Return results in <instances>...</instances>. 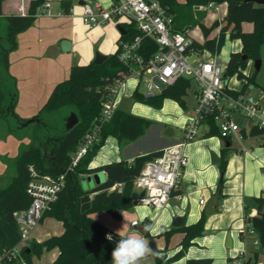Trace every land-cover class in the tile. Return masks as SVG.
Listing matches in <instances>:
<instances>
[{
    "label": "trees",
    "instance_id": "trees-1",
    "mask_svg": "<svg viewBox=\"0 0 264 264\" xmlns=\"http://www.w3.org/2000/svg\"><path fill=\"white\" fill-rule=\"evenodd\" d=\"M47 0H30L26 14H12L3 16V2L0 0V24L6 22L7 32L0 35V118L14 115L19 123L27 119L21 118L15 112L17 100L16 78L9 71V53L17 46V36L20 32L30 27L34 21L38 7ZM65 13H69L73 7V0H59ZM168 6L174 15V28L185 31L199 26L204 34L203 44L195 41L194 46L200 49H208L216 54L220 51L226 33L231 39H240L241 49L232 51L225 65V77L231 79L234 75L242 81L241 88L226 86L225 90L230 94L245 92L251 84H258L256 76L259 70L254 67V62L260 58V48L264 43V4H258L246 0H160ZM210 2H226L227 13L217 35L211 36L212 30L205 24L208 10L203 8ZM2 16V17H1ZM244 22L253 23L251 31L243 29ZM126 33L121 34L118 50L107 55L103 63L91 61L87 64H74L68 78L59 82L51 95L44 103L34 118V130L30 135V141L20 144L19 153L13 160V173L0 175V250L8 249L16 245L20 240L19 226L14 212L29 207L32 196L28 193V184L32 179L31 167L40 175L53 177L65 173V184L58 193V198L52 203L50 210L44 212L41 220L51 217L61 221L64 230L60 234L51 235L42 241L31 240L23 250L26 264H34V257H41L45 251L58 250L56 258L47 264H112L111 253L116 246L117 235L114 233L112 240L106 239L108 232H112L105 224L95 219L92 214L107 211L112 215L118 214L135 204L139 192L135 187V180L140 175L146 162L161 154V150L150 151L136 156L132 162L119 160L103 164L99 167H90V164L102 147L106 138L114 136L120 148L126 146L143 136L153 121L133 113L115 110L109 121L102 125L100 140L95 143L88 152L80 158L74 167L69 169L75 152L82 142L85 134L98 120L103 105L110 99V94L115 85L119 83L121 73L129 71L119 58L121 42L133 41L141 35L134 22H122ZM158 45L155 39L144 37L140 53L148 61L157 51ZM248 69L249 71H247ZM192 83L190 79L181 78L175 85L163 89L161 92L146 96L136 88L133 93L135 101L161 108L166 98H172L184 108L187 107L185 97ZM75 107L79 122L71 130L65 128L66 117H61L62 123L56 125L43 117L45 113H63L69 107ZM209 130L207 136L219 135L215 118L208 119ZM12 130L10 129L8 133ZM251 134L264 139V127L254 124ZM245 135V132H244ZM2 137L0 136V139ZM226 143H231L230 138H225ZM264 143V142H263ZM221 150L220 167L222 181L218 188L221 189L224 171L227 168V148ZM96 170L106 173L104 182H100L91 191H86L81 186V176ZM5 180L3 184L2 181ZM121 183V190H111L115 184ZM258 213L246 215V223H251L261 245L264 246V197H254ZM219 203L216 208H218ZM200 218L191 224L180 227H171L162 232L168 246L171 235L182 232L181 248L168 256L163 250L154 251L155 264H169L171 261L185 255L194 239L203 235L207 214L202 212ZM149 235V233L147 232ZM239 236L245 237L243 230ZM29 249V250H27ZM253 256L245 259V264H260L259 252L253 250ZM241 258V256H238ZM211 257L188 258L186 264H211ZM7 264H17L9 262Z\"/></svg>",
    "mask_w": 264,
    "mask_h": 264
},
{
    "label": "built area",
    "instance_id": "built-area-1",
    "mask_svg": "<svg viewBox=\"0 0 264 264\" xmlns=\"http://www.w3.org/2000/svg\"><path fill=\"white\" fill-rule=\"evenodd\" d=\"M220 5V3L210 2L203 8L218 12ZM52 12L51 0L45 1L38 8L39 14ZM57 14L61 12L58 11ZM121 18H125L128 23L134 22L141 33L131 42H121L122 50L119 58L128 66L129 71L121 73L119 83L113 87L110 99L103 105L98 120L85 134L77 150L71 154L72 163L69 169L79 163L80 158L99 142L102 125L111 119L120 100L124 97L119 96L123 81L133 78L137 82V89L144 84L147 92L143 93L149 96L175 85L181 78L190 79L191 83L197 85L196 102L192 110L188 112L189 118L183 126V138L160 149L161 154L147 161L135 180V187L139 192L137 203L159 210L166 207L173 191L179 186L184 167L188 163L185 153L186 144L197 138L202 126L205 125L209 130V118H215L220 137L242 138L243 135H238L241 126L235 117L240 115L249 119L257 118L258 121L255 124L264 127L263 108L259 99L248 95L246 91L233 95L225 90L230 79L227 80L225 77V64L218 59L219 53L213 54L208 49L194 46L197 40L191 34V29L176 30L174 15L160 0H111L107 7L100 4L96 6L84 4L83 20L86 24H104L111 19ZM144 37L155 39L158 45L157 51L148 61L140 53ZM261 96L264 97V90L261 91ZM31 174L33 177L27 190L32 196V201L28 208L14 212L19 226L20 240L13 247L0 250V264L13 261L17 264H26L23 250L33 239L32 233L40 223L44 212L50 210L65 184V173L57 177L40 175L31 167ZM115 189L121 190L122 184L118 183L111 187V190ZM141 191H144L143 195L140 194ZM200 203L204 204L205 199H200ZM138 222L134 220L132 225L135 226ZM243 231L245 235L257 234L251 223H246ZM108 234L114 235L113 232ZM253 246L259 255L260 253L264 255V246L261 245L258 237L253 240ZM238 256L241 258L234 260L233 264H245V259L253 256V252L248 254L244 249ZM259 263L264 264L262 261Z\"/></svg>",
    "mask_w": 264,
    "mask_h": 264
},
{
    "label": "crops",
    "instance_id": "crops-1",
    "mask_svg": "<svg viewBox=\"0 0 264 264\" xmlns=\"http://www.w3.org/2000/svg\"><path fill=\"white\" fill-rule=\"evenodd\" d=\"M179 1L184 2L185 0ZM110 2L111 0H79L76 3L75 0H73V7L69 13H65L61 6H58L55 10H53L51 14H39L37 9L32 25L18 34L17 46L9 53V71L16 78L17 100L15 106L18 111V116L27 119L37 115L39 110L51 95L54 87L59 82L68 78L70 69L74 64H87L93 61L97 52L104 55H109L118 50L119 40L122 34L118 29L119 24L116 25L115 22L118 19H114V21L110 20L107 23L98 25H89L83 20L84 4L87 3L94 6L100 4L101 6L107 7L109 6ZM29 3L30 0H4L3 16L12 14H26ZM220 4V12L222 13V16H225L228 5L226 2ZM58 11H60L61 14H57ZM222 18L223 17L220 18L219 15L213 12L210 20H212V24L215 21L220 20L219 27H221ZM205 20L207 21V16ZM122 22L126 21L122 20ZM219 27L218 29L216 28L215 34H211V36H215L219 33ZM252 28L253 23H243L244 30L251 31ZM63 40H68L70 42L71 46L67 51L62 49ZM197 41L199 43H203L204 39L202 41ZM130 95H133V93L126 96ZM192 108L186 110L187 115L188 112L192 110ZM166 126L154 122L152 125L153 128L149 127L157 132L156 143L152 147L140 148L135 146L136 142L142 137L130 142L122 148H120L118 145L117 139L116 142L111 143L106 149H102L101 147L97 152L98 154L100 153V156L96 157V160H94L95 157L93 158L90 167L95 168L103 164L119 160H127L128 162H132L136 156L146 154L150 151L160 150L163 147L174 144L183 138L182 137L179 140L174 139L173 136L175 132L170 126V132L172 131V134L166 135L165 132H163V130L166 129ZM204 127L205 128L199 132L200 134H198L197 138L188 142L185 146V153L188 152V166L186 165L184 167L179 186L173 191L168 201V203L172 205L173 201L184 199V205H187L186 207L188 208V211L185 214V225L196 222L200 216H202L201 214L202 212H205L204 207L210 198V194L215 192L218 188L219 171L217 168H215V166L211 165L212 153H216V155H218V157L221 159L222 148L229 145V148L232 147L231 143H226V140L220 137L218 134L217 136L208 137L205 134L208 131V128L205 125ZM151 129L149 131H152ZM25 136L26 135L23 137ZM234 138L239 142L244 139L243 136L242 138L235 136L230 138L231 142ZM19 140L20 139L14 142V144L10 146L12 148H8V150L12 151L13 153L16 149H19V144H21ZM26 142H28V140H25V143ZM263 142L264 139L262 138L261 144H263ZM3 149L2 151H5ZM229 151L230 152L227 155L228 163L226 175H229L228 178L232 176L233 179L238 183H234L232 180L229 181L227 184L228 188L225 193H227V195L229 193L231 196L228 195L223 199L224 201L222 202L221 199L223 195L221 194L220 199L215 204L214 213L206 214L210 220L209 224L212 221V217L225 219V215L228 213H231V218L229 221L226 220V225L234 219L243 217L241 220L243 221L241 226L245 225L246 228V215H256L258 213V207L254 202V206L252 207L251 211L246 212L245 207L247 205L243 199L244 193L254 197H260L261 195H264V147L263 145L253 146L251 144H243L239 149V152H235L233 150ZM3 162H6L5 159L0 162V174L6 167ZM261 168L263 173L259 175L257 179L255 176L257 173H260ZM102 172L104 173L106 179V173L104 171ZM247 175H249L251 178L248 180V185L246 183V178H248ZM200 199H205V203L201 204ZM218 203L219 206L216 208ZM226 204L231 205L232 208L225 212L223 209L225 208ZM163 209H159L158 212H161V218L163 219L165 227H167L164 229L165 231L173 227L171 224L173 215L181 214L175 210L162 211ZM144 212L145 211H143V213ZM92 216L110 228V230L117 235V238H120L118 236V231L120 230L119 228L115 229L117 223L114 222L117 214L112 216V214L109 213H101L103 218L100 217L99 213L92 214ZM119 217L121 216L119 215L117 218ZM43 220H41L40 223L43 222ZM239 224L240 223L238 222V225ZM137 225H139V222ZM137 225L132 226L136 227ZM63 230L60 233H62ZM241 230L243 229H240L239 233ZM200 237L201 236L195 238L194 243H196ZM182 238L183 235L177 243L176 252L179 250V248H181L180 242ZM156 246L157 249L163 247L159 244ZM54 250H56V253L51 261H53L58 254V250ZM199 257L212 258V256L209 255H200L195 257H187L186 261L188 258Z\"/></svg>",
    "mask_w": 264,
    "mask_h": 264
},
{
    "label": "rangeland",
    "instance_id": "rangeland-1",
    "mask_svg": "<svg viewBox=\"0 0 264 264\" xmlns=\"http://www.w3.org/2000/svg\"><path fill=\"white\" fill-rule=\"evenodd\" d=\"M78 1L79 0H75L76 3ZM52 3H53V10H55L58 6H60L59 0H52ZM83 9H84V5H83ZM213 12L219 15L220 18L223 17L221 19V24H223L222 20L224 19V15L222 16V13L220 11L216 12L212 9L208 10L207 21L205 20V24L209 27L212 25L211 23L212 20L210 19H211ZM112 20L114 21V19H111V21ZM122 20L124 21L125 18H121L115 21L116 25L120 24ZM6 32H7L6 22L3 21L2 24H0V35L3 36L6 34ZM215 32H216V29L213 30L211 34L214 35ZM191 34L195 36V38L199 41H202L204 39V34L199 26L193 27L191 29ZM225 37L226 38H224L223 45L220 51L218 52L219 54H217V57L223 64L226 65L228 63L230 54H232L231 52L232 51L236 52V50L241 49V41L240 39H231V37L229 36V32L226 33ZM192 59L193 57L191 58V60ZM260 59L262 60V65L256 76V82L258 84H251L250 87L247 88L246 92L248 95H251L256 99H259V101L262 103L261 105H262L263 114H264V97L261 96V91L264 90V43L261 45V48H260ZM246 70L249 71L248 69ZM136 83L137 82L133 78H128L125 81H123L120 85L121 87H120L119 96H126V95L134 93L133 91L136 90L135 89ZM241 84H242V81L237 79L235 75L229 81V86H232L233 88L239 89L241 88ZM196 89H197V85L192 83L191 87L188 89V94L185 97L186 104H187L186 108L182 107L177 102V100H174L172 98H166L161 108H157L150 104H145L139 101H135L132 107V113L135 115L146 117L152 120L153 123L155 122L163 126L167 125L165 127L166 129L169 126L172 127V129L175 132L173 138L176 140H179L184 135L183 126L187 118H189L186 113V110L192 108V106L196 102L195 101V90ZM139 90L144 93L147 92V88L144 84H141V86L139 87ZM63 111H64L63 113H60V112L54 113V114L45 113L43 114V117L46 120L56 125H60L62 123L61 117L63 116L68 117L69 114L72 111H76V109L75 107L71 106ZM14 112L16 114L18 112L16 109V106H15ZM30 118H27V119H30ZM235 120L241 126V129L239 130L238 135H243L244 139L241 142H239L237 139L234 138L231 142L232 147L227 148V151H228L227 155L230 152L229 150L239 152V149L242 147L243 144H251L253 146L263 145L264 147V143L261 144L262 138L251 134V127L255 123H257L258 121L257 118L249 119L245 116L237 115L235 117ZM17 125H18L17 120L14 115H8L6 118L5 117L0 118V136L2 137L0 139L1 140L0 141V159H1L0 162H2L4 159L6 161L5 163L3 162L6 167L4 171H2L0 174L3 176L5 175L7 176L10 173H13V160L19 153V149H16L12 153V151H9L8 148H12L10 146H12V144H14V142H16L18 139H20L19 141L21 144L28 143L31 139L30 135L33 133L35 124L34 122H32L22 128L18 127ZM204 128L205 127L202 126L200 131H202ZM10 129L12 131L8 133ZM150 129L151 128H148V130L145 133L146 135L144 134L145 136L144 135L141 136L142 138L136 142L135 146L140 147V148H148V147H152L155 145L157 132H155V130L153 129H151L152 131H149ZM166 129H164L163 132H165ZM244 132H245V135H244ZM24 135L26 136L23 137ZM211 136H217V135H211ZM211 136H208V137H211ZM25 140L26 141L28 140V142L25 143ZM113 142H116V138L112 135L108 136L102 145V149L104 148L106 149ZM2 149L5 151H2ZM186 155L188 156V152H186ZM99 156H100V153L99 154L97 153L95 155L94 160H96V157H99ZM211 165L215 166V168L218 169L219 171L218 179L220 181L221 175H222L220 161L213 163L211 160ZM260 170H261L260 173H257V175L255 176L257 179H258V176L263 173L264 167H263V170L262 168ZM223 174H224L223 176L224 184L222 185V193L223 192L224 193L221 199L222 202L224 201L223 199L226 198L228 195L231 196V194L228 193L227 195V193H225V191H227V188H228V185H227L228 182L232 180L234 183H238L233 179L232 176L228 178L229 175H226V169ZM247 176L248 178H246V183L248 185V180H250L251 178L249 177V175ZM5 180L6 178L2 181L1 184H3ZM104 180H106L104 173L102 171L96 170L89 174L82 175L80 182L84 190L91 191L93 188L99 185L100 182L101 183L104 182ZM253 198L254 196L246 195L244 193L243 199L245 200L246 205H247L246 207L244 206L246 212H250L252 207L254 206ZM186 206L187 205H184V199L175 200L173 201L172 205L168 203L162 211L175 210L179 212L181 216H185L186 212L188 211V208ZM231 208H232L231 205L226 204L223 210L226 212V211H229ZM143 211L145 212L143 213ZM225 212H222V213H225ZM98 213L100 217L103 218V216H101V213L108 214L109 212L107 211L96 212V214ZM118 214L121 217L119 218L115 217L114 222L117 223V225L115 226V229L119 228L120 230L119 235H118L120 238H122L125 235L140 234V235H143L149 242L151 239H153L156 245L159 244L163 246L162 248H158V249L163 250L164 252H166L167 255L171 256L176 252L177 243L179 242L183 234L182 232H179V231L174 232L169 239L167 248H165L166 240H165V237L162 235V232L167 227H165L163 219L161 218L162 217L161 212H158L157 209L149 207V206H142L137 203L128 209H124L120 211ZM175 216H179V215H173V217ZM225 216H226L225 219L212 217L211 218L212 221L210 224H209L210 220L208 219V216H207L205 227L203 230V235L198 239L196 243L192 244L190 248L187 249L185 255L171 261L169 264H185L187 257H195V256H200V255L212 256L213 259H212L211 264H233L234 260L239 259L238 255L241 253L242 250H244V248L246 249L248 254H251L252 251L255 249L253 246V240L257 237L256 234L248 233L245 235L244 238H241L239 236V230L245 229V225L241 226L243 222L241 220L243 217H240L239 219H234L226 225V220L227 221L230 220L231 213H228ZM134 219L139 221V225H137L136 227H133L131 225V222ZM238 222L240 223L239 225H238ZM146 226L152 229V231L148 232L149 235L147 234V232L144 231ZM63 228L64 226L61 221H58L51 217H45L43 222L39 223L37 227L35 228V230L33 231L32 238L33 240L35 239L37 241H40L46 238L47 236L60 234ZM229 235L232 241L231 246L226 245ZM55 253H56V250L45 251L41 255V257L39 258L34 257L33 262L34 264H47L51 262V260L54 258ZM258 259L259 261L264 262V255L260 253ZM155 263L157 262H156V255L154 254V252H152L151 254H149L148 256H146L140 261V264H155Z\"/></svg>",
    "mask_w": 264,
    "mask_h": 264
},
{
    "label": "water",
    "instance_id": "water-1",
    "mask_svg": "<svg viewBox=\"0 0 264 264\" xmlns=\"http://www.w3.org/2000/svg\"><path fill=\"white\" fill-rule=\"evenodd\" d=\"M246 1H253V2H256L258 4H264V0H246ZM84 3V1H83ZM220 26V20L218 21H215L210 29L211 30H214L216 28H218ZM118 29L120 31V33L122 34H125L126 33V30L124 28V26H122V24H119L118 25ZM70 42L68 40H63L62 41V49L64 51H67L70 49ZM107 58V55H104V54H101L99 52L96 53V56H95V59L93 60L95 63H103ZM261 64H262V60L259 58L257 59L255 62H254V67L256 68V70H260L261 68ZM226 79L228 80V77H226ZM135 103V98L133 97V95H130V96H124L119 104H118V107L117 109L120 111H124V112H127V113H132V107ZM39 121V118H30V119H27L26 121H23L22 123L20 122L19 123V127H25L27 126L28 124L34 122V121ZM79 122V118L77 116V113H75L74 111H72L66 121V124H65V128L67 130H71L75 125H77ZM166 135H171L172 134V131L170 132V127H167L166 131H165ZM212 161L213 162H219L220 161V158L218 157V155H216V153H212ZM220 181H222V176H221V179ZM141 195L144 194V191H141L140 193ZM264 197V195H262ZM221 197V189L220 188H217V190L215 192H213L211 195H210V198L209 200L207 201V203L205 204V207H204V211L205 213L207 214H212L214 213L215 211V204L218 202V200L220 199ZM135 204H137V201H135ZM261 213L263 214L264 213V206L262 207L261 209ZM119 216V214H117V217ZM185 222H186V216H175L173 217V220H172V226L173 227H182L185 225ZM120 240V238H117L116 241L118 242ZM226 245L227 246H231L232 245V241H231V237L230 235L228 236V239H227V242H226ZM150 248L152 249V252L156 251L157 250V246H156V243L153 239L150 240Z\"/></svg>",
    "mask_w": 264,
    "mask_h": 264
},
{
    "label": "clouds",
    "instance_id": "clouds-1",
    "mask_svg": "<svg viewBox=\"0 0 264 264\" xmlns=\"http://www.w3.org/2000/svg\"><path fill=\"white\" fill-rule=\"evenodd\" d=\"M144 231L149 232L152 229L146 226ZM106 239L111 241V234H108ZM151 253L150 242L143 235H125L116 243L111 253L112 264H140V261Z\"/></svg>",
    "mask_w": 264,
    "mask_h": 264
},
{
    "label": "flooded vegetation",
    "instance_id": "flooded-vegetation-1",
    "mask_svg": "<svg viewBox=\"0 0 264 264\" xmlns=\"http://www.w3.org/2000/svg\"><path fill=\"white\" fill-rule=\"evenodd\" d=\"M69 115H70V114H69ZM68 117H69V116H68ZM68 117H66V119H65L66 121H67ZM66 121H65V124H66Z\"/></svg>",
    "mask_w": 264,
    "mask_h": 264
}]
</instances>
